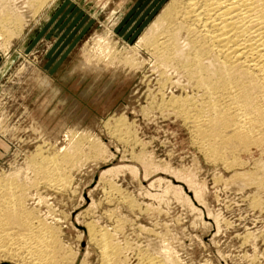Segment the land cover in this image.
Masks as SVG:
<instances>
[{
	"label": "rangeland",
	"instance_id": "rangeland-1",
	"mask_svg": "<svg viewBox=\"0 0 264 264\" xmlns=\"http://www.w3.org/2000/svg\"><path fill=\"white\" fill-rule=\"evenodd\" d=\"M10 1L22 26L11 37L0 30V174L20 172L32 184L34 157L81 141L71 185H37L27 201L59 235L63 264H102L93 222L122 248L119 264L165 255L179 264H264V190L235 177L256 172L264 148L210 160L178 109L164 106L197 96L178 64L161 65L143 42L173 0H56L39 12ZM235 160L245 166L226 169Z\"/></svg>",
	"mask_w": 264,
	"mask_h": 264
},
{
	"label": "bare ground",
	"instance_id": "bare-ground-1",
	"mask_svg": "<svg viewBox=\"0 0 264 264\" xmlns=\"http://www.w3.org/2000/svg\"><path fill=\"white\" fill-rule=\"evenodd\" d=\"M55 1L28 0V4L39 12ZM19 15L10 0H0L2 36H13L14 30L11 32V28L19 30L22 26ZM183 38L185 47L181 44ZM143 42L161 65L174 68V63H177L178 70L187 75L189 83L193 82L197 96L175 97L163 103L164 106L168 104L170 108L178 109L179 116L191 129L195 144L205 152L204 156L206 154L213 161H221L227 155L248 152L253 147L264 148V0H173ZM117 125L125 128L126 119L119 118ZM80 142H75L72 150L68 149L60 155L44 157L40 154L34 157L29 163L36 176L32 178L33 181L36 179L33 183L30 181L32 184L28 181L26 184L27 179L21 181L18 176L20 172H17L18 175L12 172L9 175L0 174V264H63L67 259L63 256L66 248L56 230L43 221L44 217L40 215V218L37 211L31 210L33 208L28 207L27 201L30 199V189H35L37 185L43 184L58 192L71 185L70 171L84 155ZM98 146L99 143H94L92 148L99 150ZM140 155L138 159L146 164L148 171L150 165L145 159L148 156L144 155L142 159ZM262 162L257 163L256 172H236L235 177L246 179L249 184L264 190ZM225 163L226 169L245 166L241 160ZM114 170L120 168L102 173L103 180ZM94 223L87 230L91 241L101 250V263L119 264L122 248L113 241L110 232L97 230ZM66 254L71 257L69 252ZM178 262L166 255L139 260V264Z\"/></svg>",
	"mask_w": 264,
	"mask_h": 264
}]
</instances>
